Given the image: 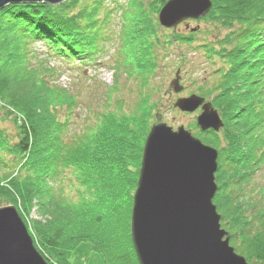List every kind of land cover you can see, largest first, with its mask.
I'll list each match as a JSON object with an SVG mask.
<instances>
[{
    "label": "trees",
    "instance_id": "16d2710c",
    "mask_svg": "<svg viewBox=\"0 0 264 264\" xmlns=\"http://www.w3.org/2000/svg\"><path fill=\"white\" fill-rule=\"evenodd\" d=\"M211 3L208 19L229 30L215 43L202 45L207 56L223 59L210 89L198 94L223 122L218 132L207 130L201 136L218 150L213 203L229 243L249 263L264 264V190L255 194L249 188L254 172L264 167V0ZM105 7L104 0H72L65 8L22 3L0 10V105L23 117L15 142L0 131V196L17 207L50 264L52 259L65 264L70 250L84 241L103 255V264H138L129 225L138 173L130 167L128 153L139 155L138 164L145 135L135 147L144 128L140 109L119 117L108 109L93 114L86 107L87 122L68 134L75 96L47 79L53 70L30 63L34 53L29 44L36 40L61 60L88 64L99 58L108 39L104 30L111 12ZM136 7L133 13L145 16ZM146 16L148 24L134 42L142 49L136 66L145 76L156 65L154 27ZM33 211L39 217L28 224L25 219Z\"/></svg>",
    "mask_w": 264,
    "mask_h": 264
},
{
    "label": "water",
    "instance_id": "95a60500",
    "mask_svg": "<svg viewBox=\"0 0 264 264\" xmlns=\"http://www.w3.org/2000/svg\"><path fill=\"white\" fill-rule=\"evenodd\" d=\"M64 0H0L8 4ZM211 0H167L157 20L175 28L187 19L204 17ZM192 30H195L193 28ZM179 69L168 90L179 93ZM173 106L183 112L200 109V131L218 132L223 122L210 101L198 94L178 97ZM145 138L130 213V237L138 264H252L229 244L213 203L218 150L182 125L173 129L158 110ZM0 264H49L36 248L17 208L0 206Z\"/></svg>",
    "mask_w": 264,
    "mask_h": 264
},
{
    "label": "rangeland",
    "instance_id": "374dc122",
    "mask_svg": "<svg viewBox=\"0 0 264 264\" xmlns=\"http://www.w3.org/2000/svg\"><path fill=\"white\" fill-rule=\"evenodd\" d=\"M154 1L104 0L106 5L104 10L111 12L104 30L108 39L104 40V44L101 42L104 52L99 58L88 64L61 60L51 52L49 54L47 46L39 40L29 44L34 53L30 63H43L46 69L53 70L54 74L47 76V79L52 80L67 92H72L75 96L76 106L72 107L68 134L76 133L83 127V123L87 122V107L91 108L93 114L108 109L119 117H128L135 110L140 109L138 121L140 124L143 123L144 128L141 134L136 136L135 147H137L140 137L145 134L141 139L143 147L144 139L155 121L154 114L157 110L161 114L163 122L168 126L176 129L182 125L185 129H190L194 136L201 139L205 131H200L196 126V116L199 114V109L193 112H183L175 108L173 103L178 97L193 93L200 94L201 89H210L211 82L217 76L216 69L222 66L223 59L218 56H207L202 45L215 43L229 30L209 20L207 15L199 19H187L175 28L162 27L157 20L161 6L158 3L154 4ZM69 3H72V0H64L55 6L65 8V5ZM136 6H140L145 12V16H149L150 24L154 27L155 38L158 41L156 44L153 37V61L156 65L151 64L146 76L145 72L137 69L136 63L142 57V49L135 47L134 42L136 33L143 31L141 27L142 25L145 27L144 25L148 24V20L145 16L140 17L133 13L132 9H138ZM71 10L78 12L79 8H72ZM124 12H126V16H123ZM126 19L127 21H125ZM127 22L130 25L126 29ZM193 28L195 30H192ZM126 32L127 35L125 36ZM175 37H182L185 40L179 41ZM3 50L0 45V51ZM15 54L13 56L18 60L19 56ZM1 59L3 64L4 61H7L4 52ZM177 69L180 70V84L183 89L179 93H172L168 90V85L174 78ZM104 84L107 85V88L112 87L113 89H106ZM22 119V114L18 110L14 111L0 105V131L7 135L10 143L17 140ZM128 154L130 155V167L138 173L140 159L138 164L135 162L139 155L130 152ZM12 172L16 171L13 170ZM4 183L7 184V182ZM250 187L255 189V194L261 188L264 190V167H260L254 172L253 179L249 184ZM8 204L13 203L0 196V206ZM37 216L36 212L33 211L25 220L31 224V219L37 218ZM45 217L47 218L48 215ZM232 247L234 248V246ZM51 261L53 264H62L55 259ZM103 261V255L94 251L92 244L88 241L79 242L65 258V264H103Z\"/></svg>",
    "mask_w": 264,
    "mask_h": 264
},
{
    "label": "bare ground",
    "instance_id": "6f19581e",
    "mask_svg": "<svg viewBox=\"0 0 264 264\" xmlns=\"http://www.w3.org/2000/svg\"><path fill=\"white\" fill-rule=\"evenodd\" d=\"M54 5H55V4H54ZM208 12H209V11H208ZM206 15H207V14H206ZM206 15H205V16H206ZM52 56H53V55H52ZM217 163H218V158H217ZM214 196H215V195H214ZM132 198H133V196H132Z\"/></svg>",
    "mask_w": 264,
    "mask_h": 264
}]
</instances>
